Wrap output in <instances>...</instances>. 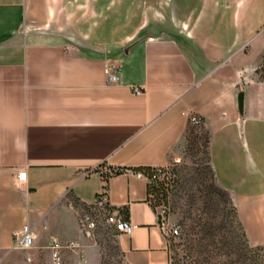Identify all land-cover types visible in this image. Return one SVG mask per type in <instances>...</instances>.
Masks as SVG:
<instances>
[{
	"label": "crops",
	"instance_id": "1",
	"mask_svg": "<svg viewBox=\"0 0 264 264\" xmlns=\"http://www.w3.org/2000/svg\"><path fill=\"white\" fill-rule=\"evenodd\" d=\"M263 20L264 0H0V264L49 260L52 236L81 242L76 211L101 190L136 223L116 234L123 261L168 264L164 216L134 168L166 164L191 113L248 242L264 245ZM24 222L33 245L13 248Z\"/></svg>",
	"mask_w": 264,
	"mask_h": 264
},
{
	"label": "rangeland",
	"instance_id": "2",
	"mask_svg": "<svg viewBox=\"0 0 264 264\" xmlns=\"http://www.w3.org/2000/svg\"><path fill=\"white\" fill-rule=\"evenodd\" d=\"M209 141L205 125L188 122L167 163L147 170L169 183L154 204L179 227V235L169 238L171 264H264V245L248 242L235 202L215 180ZM82 209L90 212L94 227L89 236L81 235L84 260L77 264H125L103 211ZM45 259L40 263L49 264ZM65 262L70 264V257Z\"/></svg>",
	"mask_w": 264,
	"mask_h": 264
},
{
	"label": "built area",
	"instance_id": "3",
	"mask_svg": "<svg viewBox=\"0 0 264 264\" xmlns=\"http://www.w3.org/2000/svg\"><path fill=\"white\" fill-rule=\"evenodd\" d=\"M262 34L264 37V21L262 23ZM72 48L73 46H69ZM105 79L107 83H116L119 81L118 65L113 61H106L104 63ZM264 73V67L262 69ZM133 90L137 93L141 91L139 87H133ZM189 121L195 125L204 124L203 118L198 113H191L188 117ZM103 167L109 170L105 165ZM104 179V176H102ZM25 178L24 169H18L12 178L14 186L20 187L22 181ZM91 208H98L105 211L106 222L112 224L115 230L123 233H130L135 227L136 223L124 217L118 209L113 208L109 203L105 191L101 190L95 194L90 202ZM76 221L78 229L82 236H89L94 227V220L89 211L79 208L76 211ZM163 230L168 241L170 237H176L179 235V227L177 224L172 223L169 219L164 220ZM34 240L33 230L28 223L24 222L17 230L12 233V247L18 249H27L32 247ZM45 248L48 252L49 264H66L64 260V252L75 253L84 260L82 252V243L78 240H69L65 242L59 241L55 236H52L46 243ZM170 249V248H169ZM29 260V256H26ZM169 264H171V256L169 257Z\"/></svg>",
	"mask_w": 264,
	"mask_h": 264
},
{
	"label": "trees",
	"instance_id": "4",
	"mask_svg": "<svg viewBox=\"0 0 264 264\" xmlns=\"http://www.w3.org/2000/svg\"><path fill=\"white\" fill-rule=\"evenodd\" d=\"M263 67H264V59H263V65H262V69H263ZM202 117V116H201ZM190 122V121H189ZM202 125H204V124H202ZM201 125V126H202ZM160 167V166H159ZM151 168H153V167H143V168H141V167H138V168H134V170L135 171H141L143 174H145V176L147 177V179H148V198H149V201L155 206V207H157V205H155L154 204V201H155V199L156 198H158V199H161L162 197H164V191L165 190H167L168 189V187H169V183L167 182V181H162V180H157L156 179V176H155V174L154 173H151V172H148L147 170H149V169H151ZM106 172H107V174H109V173H111L112 171H110V170H107V171H105V174H104V172H103V174H102V176H104V179H105V177H106ZM152 177V180H150V178ZM103 191H105V190H103ZM99 193V192H98ZM83 207H85V208H91V205H90V203L89 204H87V205H84ZM114 208V207H113ZM102 210V209H101ZM234 212L236 213V208L234 207ZM103 211V210H102ZM119 211L122 213V215L124 216V217H126V211H125V209H119ZM103 213H104V215H105V211H103ZM160 213V215H163L161 212H159ZM164 216V220L165 219H168L165 215H163ZM108 225H109V227L110 228H112L113 229V231H112V233L114 234V235H116L117 233H118V231L117 230H115V228L113 227V225L112 224H109L108 223ZM115 248H116V250H117V252L121 255V252H120V250H119V248H118V245L115 243ZM169 248H170V244H169ZM260 248V247H259ZM170 256H171V251H170ZM125 263V262H124ZM125 264H127V263H125ZM169 264V263H168Z\"/></svg>",
	"mask_w": 264,
	"mask_h": 264
},
{
	"label": "water",
	"instance_id": "5",
	"mask_svg": "<svg viewBox=\"0 0 264 264\" xmlns=\"http://www.w3.org/2000/svg\"><path fill=\"white\" fill-rule=\"evenodd\" d=\"M238 109L240 112L243 110V91L240 90L237 94Z\"/></svg>",
	"mask_w": 264,
	"mask_h": 264
}]
</instances>
